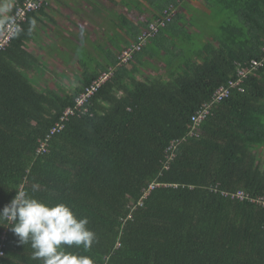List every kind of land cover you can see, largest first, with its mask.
<instances>
[{"label": "trees", "instance_id": "obj_1", "mask_svg": "<svg viewBox=\"0 0 264 264\" xmlns=\"http://www.w3.org/2000/svg\"><path fill=\"white\" fill-rule=\"evenodd\" d=\"M144 1L155 13L152 22L170 17L165 25L116 67L118 54L137 45L144 30L124 17L125 47L107 66L84 63L66 95L41 91L19 72L24 23L0 52V210L20 189L46 204L65 203L96 234L91 249L69 250L93 264L106 258L107 264H264V209L232 197L238 191L264 196L257 160L264 146V66L188 135L192 117L213 93L263 57L264 20L239 0H194L218 26L195 20L209 41L174 66L176 59L164 60L166 51L160 56L164 42L192 25L183 11L195 8L185 0ZM22 2L1 18L0 32ZM5 59L11 64L4 66ZM153 60L165 62L164 76ZM144 61L159 74L145 76ZM110 68L113 77L76 109V98ZM69 108L73 114L65 117ZM42 142L46 152L39 154ZM32 252L11 231L0 264H41Z\"/></svg>", "mask_w": 264, "mask_h": 264}, {"label": "crops", "instance_id": "obj_2", "mask_svg": "<svg viewBox=\"0 0 264 264\" xmlns=\"http://www.w3.org/2000/svg\"><path fill=\"white\" fill-rule=\"evenodd\" d=\"M10 1L11 3H6V8L4 7L3 21L8 18L13 6L18 2L7 0ZM124 1L48 0L41 11L35 12L36 15L28 17L24 22L28 39L24 41L21 52L29 57H24L20 51L17 52L19 72L41 91H53L61 95L71 92L83 74L84 63L91 66H107L118 50L125 47L127 36L121 22L124 18ZM133 8L137 7L133 5ZM132 24L140 31L142 24L139 27ZM110 25L114 27L115 35L121 34L120 40H113L112 45L108 43L105 35ZM196 33H200L202 42L209 41L200 31ZM87 43L91 44L95 51L89 49L90 61L84 62L79 57L81 49H84ZM164 54L163 51L160 56L164 58ZM8 64L11 63L5 59L4 66ZM96 71L100 70L96 68ZM257 160L259 167L264 168V146L257 148Z\"/></svg>", "mask_w": 264, "mask_h": 264}, {"label": "clouds", "instance_id": "obj_3", "mask_svg": "<svg viewBox=\"0 0 264 264\" xmlns=\"http://www.w3.org/2000/svg\"><path fill=\"white\" fill-rule=\"evenodd\" d=\"M15 192L0 210V225H11L19 242L33 249V259L41 264H93L91 257L69 250H88L95 242L96 234L88 227L86 216L77 217L65 203L46 204L25 190Z\"/></svg>", "mask_w": 264, "mask_h": 264}, {"label": "built area", "instance_id": "obj_4", "mask_svg": "<svg viewBox=\"0 0 264 264\" xmlns=\"http://www.w3.org/2000/svg\"><path fill=\"white\" fill-rule=\"evenodd\" d=\"M45 4V0H23V2L17 6L16 11L13 15L8 19V21L4 24L3 30L0 32V52L4 51L11 44L14 36L17 32L20 31L22 23L26 21V18L29 14L38 12L43 5ZM170 17L162 18L161 20L154 21L149 24L147 29H144L139 37V42L137 45H132L130 48H124L118 54V63L116 67H121L129 63L132 59L134 53L139 52L142 47L147 43L148 39L153 38L158 32L160 27L165 25V22L169 20ZM263 57L260 60H252L249 65L243 67L237 71V75L233 80H230L226 85L218 88L212 95L211 99L202 105L199 111H197L196 115L192 117V130L188 133V135H192L196 126L199 125L201 121H203L211 112V110L220 102L227 99L231 92L237 90L238 92H243V81L244 79L250 75L251 73L256 72L259 68L264 66V47L262 48ZM115 69H108L106 72H102L98 79L92 83V85L86 89L85 93L81 94L78 98H76V109H80L87 100L94 95L97 90L103 86L106 82H108L114 74ZM73 111L71 108L66 109L64 112V116L72 115ZM54 132V130H53ZM50 135H53L54 133ZM50 136L47 137L46 143ZM179 143L178 141L172 142L170 150L172 152L174 146ZM38 153L46 152L45 142H42L38 147ZM153 186L150 187L152 189ZM21 190V189H20ZM233 198L241 202H248L250 204H254L256 206L262 207L264 209V196L256 195L251 196L244 191H238L237 193L232 195ZM11 225L6 223L1 235H0V262L2 258L5 256L6 243L8 240V235L11 232ZM103 264H107L106 261Z\"/></svg>", "mask_w": 264, "mask_h": 264}, {"label": "rangeland", "instance_id": "obj_5", "mask_svg": "<svg viewBox=\"0 0 264 264\" xmlns=\"http://www.w3.org/2000/svg\"><path fill=\"white\" fill-rule=\"evenodd\" d=\"M135 2H139L141 5L137 8H133V4L128 2L127 0L124 1V8L122 9L124 12V17L129 21L132 22L136 25H138V27L142 24H145L149 21L152 22V15H154V11H152L151 7L149 6V4H147L144 0H134ZM6 3H11L7 2V0H0V20L3 16V12H4V7L6 8ZM185 4H187V6H191L194 9V13L193 12H187V11H183L184 16L186 19H189L190 16L192 15L193 18V23L190 27L186 26L184 27L185 30L184 32L182 31L180 33V35L178 36V38L176 37V41L175 40H169L170 42H164V49L163 51L167 52V56L166 54H164L165 59L170 62V60L176 59V61H171L172 64L174 66H177V60L178 58H181L180 55H184L186 56H190L192 51H198L199 49H203L202 47L204 46V44L202 43V40H200V36H198L197 34L200 33H196L199 32V29L195 28L193 26L194 21L196 20L199 24L203 23H210L211 25H213V27L218 26V22L215 19V16L211 17V14L209 13H205L204 10V6L203 3L201 1H194V0H185ZM237 4L239 5L240 8L242 9H248L250 10L257 18L259 19H263L264 20V0H239L237 2ZM131 6V7H130ZM154 22V21H153ZM109 30H106V40L108 41V43L110 45H112L113 40L116 42L117 40H120V35L121 34H116L115 35V30L114 27L112 25L109 26ZM140 28V32L145 29L143 26L139 27ZM173 39V38H172ZM206 43V42H205ZM208 43V42H207ZM86 46V47H85ZM84 47V49L82 50L81 56L79 57V59H83L84 62H89V49L91 51H95L94 47L91 44H86ZM201 47V48H200ZM78 53V51H77ZM193 54V53H192ZM143 62V60H142ZM149 64L146 66L148 68H145L143 70V73L145 74V76H153L155 77V75L157 76V74L161 73L163 76L165 75V69L163 64L165 62L161 61L163 64H157L156 60H153L152 62L154 63V67L156 66L159 70L157 72H154V69L151 68V64L150 61ZM146 61H144V63H147ZM159 62V61H158ZM128 69H131V67H128ZM78 73H80V71L78 70ZM79 77V75H77Z\"/></svg>", "mask_w": 264, "mask_h": 264}]
</instances>
